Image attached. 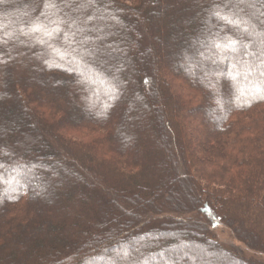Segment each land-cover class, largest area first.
<instances>
[{
	"label": "trees",
	"instance_id": "1",
	"mask_svg": "<svg viewBox=\"0 0 264 264\" xmlns=\"http://www.w3.org/2000/svg\"><path fill=\"white\" fill-rule=\"evenodd\" d=\"M44 5L0 0V264H264L211 235L225 226L264 255V0L239 8L235 0H95L76 12ZM217 6L250 20L253 34L217 19ZM65 13L83 33L73 38L67 24L52 38L31 31L55 27ZM229 42L237 51L224 49ZM69 45L99 55L85 52L74 70L59 58ZM153 148L167 157L149 168ZM171 183L192 195L181 197L189 211L175 212L174 201L154 206ZM126 193L133 203L143 195V205L126 207ZM102 230L106 250H118L113 262L92 253ZM183 231L201 242L173 243ZM185 248L213 255L195 260Z\"/></svg>",
	"mask_w": 264,
	"mask_h": 264
},
{
	"label": "rangeland",
	"instance_id": "2",
	"mask_svg": "<svg viewBox=\"0 0 264 264\" xmlns=\"http://www.w3.org/2000/svg\"><path fill=\"white\" fill-rule=\"evenodd\" d=\"M163 2H165V0H163ZM124 28L125 29L126 28L127 29L130 28L129 27V23H125V27ZM161 53H162V50L160 49V53L159 54H161ZM147 60H148V56H147ZM156 60H160V61H158L160 63L162 61V57H160V59L156 58ZM158 94H159L160 97H163V93L161 92V89L160 90L158 89ZM146 101H147V99H146ZM13 115L14 114H11L12 119H13ZM152 131L154 132V134L158 133L157 131H155V128L152 129ZM157 136H158V134H157ZM159 136H160V138H157V141H156V145L157 146L163 145V142H164L163 134L161 133V135H160V133H159ZM42 139L46 140V138H42ZM42 139L40 141H42L43 143L46 142V141H43ZM44 144H46V143H44ZM147 155L149 157H152V158L155 159V161L152 162V165H151V163L149 164V162H148L147 167H149V168L152 167L153 164L158 163L161 160H165V158L167 157L166 153H161L158 148H156V149L153 148V150L148 151ZM169 162H171V169L173 170L175 176H177L178 174H177L176 170L173 168L172 161H170V160L167 161V163H169ZM148 175H149V173H147V176ZM30 182H31V186L36 191H38L39 189L41 190L43 188L42 184L39 183L37 180H31ZM165 185H166L165 186L166 191L169 193V197L167 199L161 200V201H160V198H158L156 200L157 203H154V206L156 205V206H161V207H167V206H170L172 201H174V203H176V206L175 207L170 206V207L171 208L173 207L175 212L180 213V212H184V211H189V209H190L189 206H187V205H185V204H183L181 202V197L185 196L186 201H191L192 202L193 201L192 195L189 194V193H185L183 191V189L181 188V186L177 185L176 183L165 184ZM132 193H134V191ZM129 197H130V195L127 194V199H128L127 203L128 204L124 203L126 205V207L127 206L134 207V206H137L138 204L141 205L142 204L141 199H143L144 196L143 195L141 196V195L138 194L136 196L135 203L130 202L129 201ZM151 206L153 207V203L151 204ZM119 212L121 213V216L123 217V219L126 222L130 221L131 217L128 214L124 213L123 211H119ZM178 213L175 214V215L177 217H181L183 219H189V218H191L193 216V214H191V213H189V214H178ZM196 226H198V227H196ZM196 226H193V230L196 231V232H199V230H197V228L199 229V227H201V226L199 224H196ZM178 227H176V229L172 228V230L175 232L178 229ZM179 229H180V227H179ZM124 230L126 231L127 229L124 228ZM106 232H107V230H104V231L102 230L101 235H99V237H98V240H99L101 245L98 246L97 248H94L92 253H94V255H107L109 257L108 260L110 262H113V254L112 253L115 254V253L118 252V250L114 251L112 249L110 250L109 248H107V250H106V246L104 245L105 244L104 243V239L106 238V236H108L106 234ZM240 232L242 233V235H243V233H244V235L246 234L245 231L242 228H240ZM175 235H176V237L178 236L177 237L178 239L176 238L177 240L174 241L173 243L181 244V243L185 242V240H187V242H188V240H194L195 242H199V243L201 242L199 240V238L196 237V236H194V238H196V239L191 238V236H186L184 231L181 232L180 234H175ZM211 235L219 243H221L224 247H226V248L230 249L231 251L235 252L237 255H240L241 257H244V258L249 259V260L254 261V262L259 260L260 262L264 263V255L263 254L255 251V250L249 249L244 244H242L241 242L237 241L236 238L234 237L232 231L230 229H228L227 227L221 226V225L220 226H214V227L211 228ZM108 237H109V240L111 241V236H108ZM142 242H143V240H141V239L138 240L137 242H135V244H133V250L138 249L139 246H141ZM112 244H114V242ZM131 251H132V249L128 250V252H131ZM182 251H185V252H187V254L192 255L193 258H195V260L198 259V255L199 254H203V255L209 254L210 255V253H211V256L213 255L212 254L213 253L212 250H210L208 248H207V250L203 248L200 251H196V250H191L189 248H185V249H182ZM214 255H216V254H214ZM129 259H130V257H127V259H125L123 264H125V262L128 261ZM184 260L185 259H183V263H184ZM97 261L98 262H96V264H105V263H102L100 261V259L97 260ZM114 261H115V259H114ZM204 261H206L205 264H207V263L208 264H228V263H225L222 260L214 259V257L206 258V260H204Z\"/></svg>",
	"mask_w": 264,
	"mask_h": 264
},
{
	"label": "snow or ice",
	"instance_id": "3",
	"mask_svg": "<svg viewBox=\"0 0 264 264\" xmlns=\"http://www.w3.org/2000/svg\"><path fill=\"white\" fill-rule=\"evenodd\" d=\"M251 0H235V5L237 8L240 7L241 4H246V3H250ZM95 5V0H45V8L46 9H57V11L62 10L63 7H70L72 8L73 12L79 11L81 8L83 9H87L89 7H93ZM220 6H217V10L213 12V15L215 17H217V19H222L224 20L226 23H232L234 24L236 27H239L240 24H244L245 27L243 28V31L248 33L249 36H251L253 34V32L249 31V27H253L251 25L250 20H245L243 18H239L237 17L236 19H233V16H236V13H233V16H229L226 13H222L219 10ZM44 13H42L43 15ZM64 16H67L68 18L65 19L63 16H59L57 15L56 19L50 21L53 25H55V27L53 28H48L47 26L43 25V24H35L33 26V28L31 29V31L33 32H40L43 31L44 35L52 38L54 37L56 34L60 33L61 31H63L61 25L67 24L69 27V30L71 31V29L75 28V31L71 32V35L73 38H75V36L77 35V33H83L84 29L79 27V18H73L70 14L65 13ZM87 19V18H86ZM261 36H264V32L260 33ZM68 33H65V37L67 38ZM42 41L37 40V43H41ZM43 43H47V41H43ZM84 43H87V40L84 41ZM51 47V45H49ZM244 47H247V45H243ZM260 46H261V51L259 52V56L261 57V62L264 63V40L260 41ZM224 49H227L229 51H237L235 44L232 42H229L228 44H225ZM217 48H221V45H217ZM57 51H59L57 49ZM87 53L88 56L91 57H97L99 55L98 50H92L89 48H85L84 52H79L76 48L72 47L71 45H69L68 48L64 49L61 52L60 55V59L64 60V59H68V62L70 64H73L76 66L77 70L79 68V65L84 62L86 64L85 61V57H84V53ZM250 70V66H246L245 71ZM264 74V73H262ZM118 98V97H117Z\"/></svg>",
	"mask_w": 264,
	"mask_h": 264
}]
</instances>
